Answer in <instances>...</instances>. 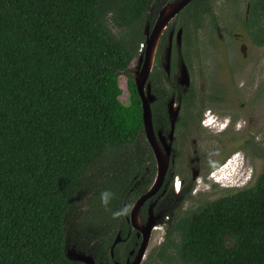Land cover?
<instances>
[{
	"label": "trees",
	"instance_id": "16d2710c",
	"mask_svg": "<svg viewBox=\"0 0 264 264\" xmlns=\"http://www.w3.org/2000/svg\"><path fill=\"white\" fill-rule=\"evenodd\" d=\"M170 1L0 0V264H84L65 256L71 246L110 261L116 234L130 229L129 211L113 213L155 176L129 65ZM217 19L225 37L241 23L264 45V0H192L174 22L182 41H207ZM181 178L160 260L264 264V166L250 185L183 211L192 185Z\"/></svg>",
	"mask_w": 264,
	"mask_h": 264
},
{
	"label": "flooded vegetation",
	"instance_id": "af4514ba",
	"mask_svg": "<svg viewBox=\"0 0 264 264\" xmlns=\"http://www.w3.org/2000/svg\"><path fill=\"white\" fill-rule=\"evenodd\" d=\"M191 1L169 21L161 34L144 85V90L148 86L149 94L152 96L149 110L153 136L163 153L165 144L169 142L168 134L171 128L168 108L172 110L177 108V117L173 125L169 155L167 156L168 164L162 185L143 202L138 213L139 225H143L148 217V208L151 207V214L157 215L153 230L159 226H165L167 219L165 214L168 207L171 204L179 203L177 194L188 184V182L185 184L184 178L178 179L177 174L183 171L182 174L190 181V185H193L201 174H208L216 164L226 157L225 145L220 143L221 140H234L239 138L243 132L245 134L243 138L249 141L251 147L253 146L258 154L261 153V146L255 145L252 140L257 138L260 128L264 125V109H262L264 106V101H262L264 78L261 77L264 70L261 68L263 55L259 49L263 45L252 40L249 46L242 42L237 45V41H231V37H237L233 35L235 23L224 38L220 30L221 21L219 19L212 31L213 40L203 41L204 50L200 46L202 41H182V28L176 25L174 19ZM246 4L245 20L249 11V3ZM210 9L213 13L219 12L218 7L212 6ZM153 23L149 25V30ZM178 29H181L179 44L175 38V32ZM217 32L220 33L221 38L217 36ZM167 47H169L168 73L164 68ZM132 61L135 62L130 72L133 79L139 68L138 57ZM182 64L188 72L187 87L179 82ZM162 98V108H155L156 101ZM221 135L224 136L223 139H219ZM206 139L218 144L210 146V149L205 151L203 143ZM179 157H182L183 164L179 163ZM243 164V154L238 151L233 152L225 163L215 170L216 172L219 169L228 168V176L212 178L224 187L237 186L234 184L243 174ZM193 170L196 171L197 176L192 179ZM213 173L211 172L210 176H213ZM231 182L233 183L231 184ZM126 221L129 223L130 229L125 237L119 233L120 240L115 244L123 243L124 246L118 247V259L114 258V254L110 250V261L107 264H131L139 247L141 234L131 227L128 216ZM144 256L145 252L139 264L142 263ZM155 256L160 259L156 253ZM165 261L168 260L164 259ZM95 263L102 264L101 262Z\"/></svg>",
	"mask_w": 264,
	"mask_h": 264
},
{
	"label": "water",
	"instance_id": "95a60500",
	"mask_svg": "<svg viewBox=\"0 0 264 264\" xmlns=\"http://www.w3.org/2000/svg\"><path fill=\"white\" fill-rule=\"evenodd\" d=\"M190 0H172L166 4H164L157 12L156 19L152 25V28L149 30V25L145 24L144 27V36L145 39L142 43V52L138 56L139 61V68L135 72V76L133 78V82L135 85V90L140 100L141 106V120L142 126L144 131L145 139L148 145L151 148L152 155L155 161V176L149 188L141 194L135 202L131 205L128 215V221L131 224V227L138 230V233L141 234V241L139 244L138 249L136 250L135 256L131 262V264H139L145 249L147 247L151 232L156 225V218L157 215L151 214L150 210L151 207L148 208V217L146 222L143 225H139L138 222V213L140 207L142 206L143 202L151 197L162 185L163 178L167 169V156L169 155V147L171 136L173 132V125L175 119L177 117V108L172 110L168 108L169 111V120H170V131L168 134L169 142L165 144L164 149L165 152L163 153L161 149L157 146L156 140L153 136V130L151 125V114L149 110V102L152 100V96L149 94V88L146 86V90H144V85L147 80L148 74L151 69L152 59L156 50L157 42L161 34L163 33L164 29L166 28L169 21L175 17V15L189 2ZM217 36L221 38L219 32H217ZM176 41H181V29H178L175 32ZM165 71L166 73L169 72V47H167L166 57H165ZM179 82L181 85L185 87L188 86V72L186 67L182 64L180 66V73H179ZM171 102V101H170ZM197 176L196 171H192L191 178H195ZM120 240V235L117 233L113 243L110 247H112ZM65 256L72 261H80L84 264H100L95 263L92 256L89 254H85L83 252L78 251L73 246L65 249Z\"/></svg>",
	"mask_w": 264,
	"mask_h": 264
},
{
	"label": "rangeland",
	"instance_id": "374dc122",
	"mask_svg": "<svg viewBox=\"0 0 264 264\" xmlns=\"http://www.w3.org/2000/svg\"><path fill=\"white\" fill-rule=\"evenodd\" d=\"M215 1L217 3H220L221 0H215ZM244 9H245V3L243 1V2H240V4H239V11L243 12ZM220 30H221V28H220ZM190 34L188 36H190ZM224 34H223V36L225 38ZM233 35H235L237 37H231V39H232L231 41H237L236 42L237 45L240 44L241 42L247 46L250 45L251 39L249 37L248 30L241 23L236 24V27L233 28ZM209 38L213 40L212 36H210V35H209ZM224 41H225V39H224ZM200 46L202 49L205 47L203 41H202ZM237 49H238V47H237ZM259 49H260L261 54L263 55L262 61H261V68H262V70H264V45ZM134 64H135V62L131 61L129 67L130 68L133 67ZM130 72L131 71L128 72L129 76H130ZM261 77L264 78V73L261 74ZM124 81H126V78H123L121 80V84H123ZM262 101H264V97L262 98ZM262 109H264V106H262ZM206 131L208 132V130H206ZM243 135L245 136V134H243V132H242L241 136H239V138L237 137L234 140H221L220 141V143L225 145V151H226L225 153H227L226 157L222 161H220L218 164H216L215 167L212 168L208 174L207 173L201 174L196 179V181L192 185V190L189 194V197L186 198L185 200H183L182 205L180 206L182 211L189 208V207H193V206H195V205H197L200 202H203L205 200H213V199L218 198L227 192L235 191V190L240 189L242 187H246L253 182L256 174L259 172L261 167L264 166V155H262L261 153H260L261 155L258 154L255 151V148L253 146L251 147V144L249 143V141H247L245 138H243L244 137ZM256 137L257 138H254V140H252L253 143H255V145H257V146H264V125H262V127L260 128V131ZM223 138H224V136L222 137V135L219 137V139H223ZM216 143L217 142H215V141H209L206 139L205 142L203 143L205 151L210 149V146L212 147L213 145H216ZM252 145H254V144H252ZM237 151L242 153L244 156V164L242 167L243 174L239 178V180L235 182L234 185H237V186L224 187L220 183L215 182L213 178H218L219 176L227 177L228 176L227 174L229 171L228 168H225L224 170L219 169L216 172H215V170H216V168H219L220 165L225 163L227 158L233 152H237ZM225 153H224V155H225ZM180 159L181 160L179 161V163L183 164L182 157ZM181 172L184 173L183 171H181ZM211 172H214L213 176H210ZM182 173L177 174L178 179L181 178ZM232 183L233 182H231V184ZM239 186H241V187L238 188ZM163 236H164V225L159 226L153 230V232L151 233V237L149 239L146 251H145V256H144L141 264H179V263H177L176 259H174V258L164 262L155 256V253H156L157 249L159 248V246L163 240ZM167 252L169 254L170 250H168Z\"/></svg>",
	"mask_w": 264,
	"mask_h": 264
},
{
	"label": "clouds",
	"instance_id": "9594fccd",
	"mask_svg": "<svg viewBox=\"0 0 264 264\" xmlns=\"http://www.w3.org/2000/svg\"><path fill=\"white\" fill-rule=\"evenodd\" d=\"M111 195L112 194L110 192H108V191L103 192L101 194V202H102V204H104L105 206H107L108 203H109V200H110ZM129 210H130V206L129 207H126L122 211L115 212V213H113V218H119L120 216L127 214V212Z\"/></svg>",
	"mask_w": 264,
	"mask_h": 264
}]
</instances>
